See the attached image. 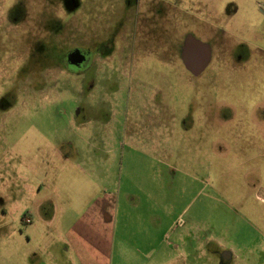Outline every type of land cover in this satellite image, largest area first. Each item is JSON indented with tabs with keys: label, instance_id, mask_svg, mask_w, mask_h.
<instances>
[{
	"label": "rangeland",
	"instance_id": "obj_1",
	"mask_svg": "<svg viewBox=\"0 0 264 264\" xmlns=\"http://www.w3.org/2000/svg\"><path fill=\"white\" fill-rule=\"evenodd\" d=\"M261 4L0 0V264L76 261L62 238L67 224L51 222L53 191L90 185L64 156L103 152L106 136H118L122 156L111 264H264V83L254 91L251 78L258 65L221 64L233 93L179 55L185 36L218 52L232 18L244 31L235 55L256 56ZM209 10L219 20L215 36L198 25ZM74 50L92 54L87 70L65 67ZM126 192L140 206L126 208Z\"/></svg>",
	"mask_w": 264,
	"mask_h": 264
},
{
	"label": "crops",
	"instance_id": "obj_2",
	"mask_svg": "<svg viewBox=\"0 0 264 264\" xmlns=\"http://www.w3.org/2000/svg\"><path fill=\"white\" fill-rule=\"evenodd\" d=\"M106 137L103 141L106 150L103 152L89 154L77 151L64 156L65 160H70V163L89 180L90 185L70 188L65 196L59 194L58 188L53 191L54 198L58 199L55 203L59 210H54L56 205L52 202L50 214L53 216L57 214L58 217L55 219L51 217V222L67 224L62 238L73 250L76 258V261H72L73 264H111L116 237L114 217L121 203L122 188L121 185L119 188L118 167L122 165V156L116 147L120 143L118 136ZM97 186H100V189L95 190ZM64 198L66 201L63 200ZM124 199L126 200L123 204L127 206L126 208L129 207L128 209L141 204L138 197L132 193L126 192ZM158 222H161L160 218ZM13 234L15 235L16 232ZM11 235L9 233V236ZM151 249L154 250V246ZM140 252L146 253V251ZM56 261L58 259L54 258L57 264Z\"/></svg>",
	"mask_w": 264,
	"mask_h": 264
},
{
	"label": "flooded vegetation",
	"instance_id": "obj_3",
	"mask_svg": "<svg viewBox=\"0 0 264 264\" xmlns=\"http://www.w3.org/2000/svg\"><path fill=\"white\" fill-rule=\"evenodd\" d=\"M261 10L264 12V4L259 5ZM205 10V9H204ZM210 13L207 14H212V17H207L203 19L204 22H202V19L199 20L198 25L203 28L205 26L206 31L210 32L212 36L216 34L219 30H216L218 22L216 18H213V14L216 12L209 10ZM228 24L226 25H231L233 26V31H231V34H227L224 36V38L220 39V42H216L218 44V48L216 49L218 52L214 54V48L212 44H207L205 42H201L198 40H195L192 37H187L185 36V41L184 45L182 46V49L180 50L181 57L184 58L185 62L187 60H190V62L194 63L195 66L201 67V71L198 72V76L202 74L206 69L210 68V72H212V77L215 76V78H218L219 83L222 85L223 88H228L230 92H233L231 90V83H230V77H227L224 75L221 71L223 70V66L221 64H238V65H247L250 67L254 65H258V67H254V70H252L251 78L254 81V91L258 87L257 84L262 82L264 83V47H261L262 45H259L257 49H255L256 56H250V57H243L242 55H235L234 48L236 45L239 43V38L241 41V36L240 34H244V31L239 28H234L235 24L232 22V18L227 20ZM264 25L259 24L257 27H253L254 31H257L260 33V35L264 36ZM219 29V28H218ZM253 31V32H254ZM263 31V32H261ZM215 44V45H216ZM241 46V44H239ZM251 45V43H250ZM233 46V48L231 47ZM242 47V46H241ZM164 51V48H162ZM155 54L160 56V52L158 50H154ZM161 57V56H160ZM163 59L167 61H171L172 56L170 57H165L163 56ZM92 54L87 52V51H79V50H74L69 55L65 58V67L72 73L76 72H82L84 70H87V68L91 65L92 63ZM215 63H220V65H216V70L211 71L212 66ZM193 74V73H192ZM196 76V75H195ZM227 83L228 86L225 87L224 83ZM240 85V84H239ZM241 87H244L240 85ZM46 90V89H45ZM44 91V88H42L41 92ZM239 95L241 94L240 92L236 91ZM234 93V92H233ZM246 93V92H244ZM250 93V92H247ZM225 115L226 119L230 122L233 123V112L229 111L228 114H223ZM237 119H235L236 121ZM233 126H239L238 124L234 123L232 124ZM243 126V125H242ZM224 129L231 130L232 126L230 125H223L222 126ZM221 127V128H222ZM230 128V129H229ZM239 134V133H238ZM222 253V252H221ZM224 253L223 255V263L226 262L225 260L229 261V258L226 257Z\"/></svg>",
	"mask_w": 264,
	"mask_h": 264
},
{
	"label": "built area",
	"instance_id": "obj_4",
	"mask_svg": "<svg viewBox=\"0 0 264 264\" xmlns=\"http://www.w3.org/2000/svg\"><path fill=\"white\" fill-rule=\"evenodd\" d=\"M28 222H30V221L28 220Z\"/></svg>",
	"mask_w": 264,
	"mask_h": 264
}]
</instances>
